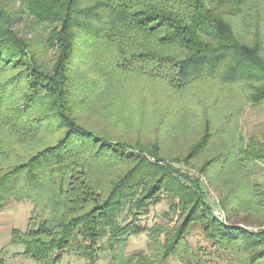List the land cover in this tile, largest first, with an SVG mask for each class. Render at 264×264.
I'll return each mask as SVG.
<instances>
[{"label":"trees","instance_id":"trees-1","mask_svg":"<svg viewBox=\"0 0 264 264\" xmlns=\"http://www.w3.org/2000/svg\"><path fill=\"white\" fill-rule=\"evenodd\" d=\"M263 100L264 0H0V209L32 204L10 242L39 264H97L102 239L146 231L166 199L124 264H202L192 231L229 264H264V129L236 122Z\"/></svg>","mask_w":264,"mask_h":264},{"label":"rangeland","instance_id":"rangeland-1","mask_svg":"<svg viewBox=\"0 0 264 264\" xmlns=\"http://www.w3.org/2000/svg\"><path fill=\"white\" fill-rule=\"evenodd\" d=\"M14 1V4H18V0ZM211 88L215 91V87L211 84L204 83L203 88ZM236 92L235 100L232 96L227 102H224V108L233 109L236 108L240 99L239 89ZM239 94V95H238ZM133 98H137V94L133 93ZM131 97V98H132ZM230 106V107H229ZM232 106V107H231ZM241 106V104H240ZM135 107V106H134ZM229 107V108H228ZM94 119H92L93 121ZM236 122L241 127L243 135L247 136L249 133L255 131L256 129H264V100L258 104L248 103L246 104L240 113V116L236 119ZM110 130V129H109ZM135 131L129 129L125 133L119 131H112V138H125L130 142L136 134ZM185 140L179 142L177 140L167 141L164 146L165 150L169 155H175L179 152L180 145L184 146ZM253 176L257 177L259 181L264 183V165L258 163L257 166H253ZM201 182L204 187H206L209 200L214 205H219V196L208 184L206 178L201 176ZM168 204L167 200H162L159 204L150 208L147 215L142 216L137 224L146 227V231L137 235H128L124 237L121 241L117 242L113 248H109L106 238L102 239L99 244L102 246L98 251L97 264H124L126 257L135 251L145 249L146 243L148 241L147 229L153 224V222L163 221V212L167 210ZM221 207V206H220ZM222 208V207H221ZM32 204L29 201H18L11 199L7 204L0 209V258L4 259L5 264H39L36 261L27 258L20 254L22 250L21 244L11 243L10 235L12 228L25 229L28 223V219L31 215ZM224 211V209L222 208ZM225 212V211H224ZM243 216V214H240ZM227 221V219H226ZM225 221V222H226ZM242 225V224H240ZM189 242L193 245V248L206 246V251H210L209 254H201L202 264H229L228 257L222 255L220 250L214 251L213 247L206 242V240L199 235L198 232L192 231L188 236ZM60 264H85V260L76 254L65 253ZM166 264H182L177 259L170 257Z\"/></svg>","mask_w":264,"mask_h":264},{"label":"built area","instance_id":"built-area-1","mask_svg":"<svg viewBox=\"0 0 264 264\" xmlns=\"http://www.w3.org/2000/svg\"><path fill=\"white\" fill-rule=\"evenodd\" d=\"M213 215L220 221H226V214L219 205L213 206Z\"/></svg>","mask_w":264,"mask_h":264}]
</instances>
